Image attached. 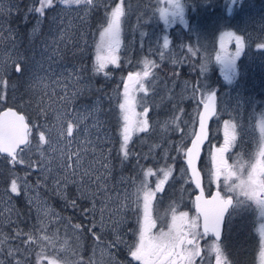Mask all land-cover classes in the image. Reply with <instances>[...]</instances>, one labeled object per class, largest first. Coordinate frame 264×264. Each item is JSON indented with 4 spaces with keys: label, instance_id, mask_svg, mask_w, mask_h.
Instances as JSON below:
<instances>
[{
    "label": "rangeland",
    "instance_id": "374dc122",
    "mask_svg": "<svg viewBox=\"0 0 264 264\" xmlns=\"http://www.w3.org/2000/svg\"><path fill=\"white\" fill-rule=\"evenodd\" d=\"M181 2L183 16L170 13L165 23L160 9L169 7L167 0H53L43 16L30 11L40 0H0V80L6 82L0 108L14 99L31 122L17 162L0 153V264H163L181 253L195 264H218L217 248L227 264H264V49L257 47L264 43V0ZM119 4L118 65L97 72L101 34ZM225 32L244 37L234 63V38L224 40L228 57L216 59ZM131 73L140 79L130 82ZM98 77H115L113 90ZM126 85L133 119L148 121L147 131L133 132L127 158L119 107ZM213 91L217 116L204 146L205 187L234 197L220 241L198 225L185 165L202 101ZM67 123L71 137L64 134ZM219 149V166L229 168L220 173L213 162ZM149 168L154 174L145 177ZM192 236L199 254L197 245L186 246Z\"/></svg>",
    "mask_w": 264,
    "mask_h": 264
},
{
    "label": "snow or ice",
    "instance_id": "6c2138e0",
    "mask_svg": "<svg viewBox=\"0 0 264 264\" xmlns=\"http://www.w3.org/2000/svg\"><path fill=\"white\" fill-rule=\"evenodd\" d=\"M61 3L65 5L70 4H80L82 2H85V0H60ZM87 3L91 4L92 0H86ZM167 3L169 7L160 9V17L165 21V23L168 22L169 14L176 16H183L184 7L182 5L181 0H167ZM53 4V0H40V7L35 9H30V11H35L39 13L41 16L44 14V10L46 7H50ZM124 16V9L122 7V4L117 5L110 14V19L108 22V27L104 30V32L101 34V40L102 44L98 46L97 48V56H96V71L102 72L104 68L108 64H114L118 65L119 56L117 55V52L119 50L120 45V24H121V18ZM225 38H228L229 40L235 39L236 42V50L234 54L231 57V62H235V58L239 57L245 48V41L244 37L241 35H237L235 32H225L221 35V49L222 51L220 53H217L216 59L222 60L228 57L229 53L224 50V40ZM169 38L167 35L163 37V47L168 48L169 46ZM258 48L264 49V43H260L257 45ZM106 50L105 55H101L100 53L102 51ZM189 51H192L191 48H189ZM193 54H195L193 52ZM151 63V61L145 60V68L147 69L148 65ZM19 67H17V71H19ZM206 70V68H205ZM149 71L145 70L143 73V76H148ZM129 81L135 82V80L140 79V74L137 73L135 75V78L132 75H129ZM6 83L2 80H0V84ZM141 90L143 89V85H141ZM216 97L215 91L210 92L207 98V102L205 103V109L212 107V102L214 101ZM2 98V96H0ZM120 109L123 111V119H124V125L121 129V135H122V144H121V151L125 158L128 156L127 151V145L132 137V134L134 131L136 132H143L147 131L148 129V121L146 119L135 121L133 117L136 115L135 113V103H134V97L129 95V86H125L124 91V102L119 105ZM147 113V109H145V115ZM40 114V113H38ZM11 117V120L6 119H0V152L8 153L11 156L12 162L16 161V149L20 148L22 145L24 148H21V151H23L25 148L28 147L29 141H28V134L30 132L28 124L25 122V116L23 115H17L15 112H12L9 110L8 113H5V117ZM79 123V122H78ZM73 133V125L71 123H67L64 125V134L67 137H71ZM39 140L41 142H46L44 133H39ZM77 159H79V156H77ZM19 163H24L23 160H20ZM188 165V161H187ZM102 167L106 168V165H102ZM153 170L149 168L147 172L144 174L145 177H148L150 175H153ZM164 178L168 179V177L171 175V169L164 171L163 173ZM97 179H102V177H97ZM11 191L13 193L18 192V186L15 180L11 183ZM224 214L221 212L217 215L215 221L212 225V230L215 233L216 237L219 238L221 235V225L223 223ZM77 228H79V225H76ZM262 230H264V225H262ZM262 234H264V231H262ZM29 240L32 239L31 236L28 237ZM98 239V237H97ZM217 256L219 257L218 264H227V258L222 255L219 248L216 249ZM262 258H264V251L261 252ZM131 257H133L135 260L139 261L138 253L134 250L131 251Z\"/></svg>",
    "mask_w": 264,
    "mask_h": 264
},
{
    "label": "water",
    "instance_id": "95a60500",
    "mask_svg": "<svg viewBox=\"0 0 264 264\" xmlns=\"http://www.w3.org/2000/svg\"><path fill=\"white\" fill-rule=\"evenodd\" d=\"M130 75L135 77L136 73H131ZM207 98L208 95L206 96L205 100L202 101V108L198 114L197 124L194 133L190 138L188 145L186 146L185 162L191 181L194 183L196 187V191L193 194V202L196 211L200 215V221H201L200 225L202 231L203 232L209 231L215 235V233L212 230L213 222L215 221L217 215L223 212L224 219L221 225V235H222L225 216L229 208L233 204V197L232 196L224 197L218 188H214L211 190L210 193H207L203 185V175L199 166V160L203 150V146L208 141L209 138L210 119L217 110L216 97L212 102V107L205 109V103L207 102ZM9 110L15 112L17 115L25 116V122L30 127V124L27 121L25 113L17 109L15 106L7 105L2 107L0 109V119L11 120L12 118L10 116L5 117V113H8ZM18 149L19 148L16 149V152ZM3 154L9 155L8 153H3ZM187 161H188V165H187Z\"/></svg>",
    "mask_w": 264,
    "mask_h": 264
},
{
    "label": "flooded vegetation",
    "instance_id": "af4514ba",
    "mask_svg": "<svg viewBox=\"0 0 264 264\" xmlns=\"http://www.w3.org/2000/svg\"><path fill=\"white\" fill-rule=\"evenodd\" d=\"M203 152H204V150H203ZM203 152H202V154H201V156H200V160H199V166H200V169H201V171H202V175H203V185H204V188H205V191L207 192V193H210L211 192V190H207L206 189V187H205V174H204V171H203V169H202V162H203ZM218 155H220L221 156V161L222 162H224V156H223V153H222V149H219L218 150V152L214 155V157H213V162H214V164L216 163V166H217V172L218 173H220V171L222 170V167H225V165L224 164H221V166H219V159H218ZM225 169H229L228 168V166H226L225 167ZM189 174V173H188ZM190 176V175H189ZM191 180V179H190ZM192 182V181H191ZM193 183V182H192ZM193 185H194V183H193ZM194 187H195V185H194ZM220 189V188H219ZM221 190V189H220ZM195 191H196V187H195ZM195 191L193 192V194L195 193ZM221 193H222V195L223 196H232V195H224L223 194V192H222V190H221ZM193 194H192V199H193ZM193 208H194V202H193ZM195 209V208H194ZM195 211H196V209H195ZM196 216L198 215V225H200V215H199V213L196 211ZM226 221H227V216H226V218H225V221H224V224H223V233H224V231H225V228H226ZM201 227V226H200ZM198 231V230H197ZM202 231V230H201ZM202 233L205 235V236H208V237H212V238H215L216 240H218V241H220V240H222L223 239V235H222V237L220 238V239H218V238H216L215 236H214V234L213 233H211V232H209V231H207V232H203L202 231ZM197 238L198 237H194V236H192V237H190V238H188L187 240H186V243L188 244V245H186V246H193V245H197V254H199L200 253V247H199V243H200V241L199 242H196L197 241ZM194 242L196 243V244H194ZM183 245H185V244H183V242H181L180 244H179V248H178V250L177 249H175L174 247H173V245H172V247L170 248V253H171V256L173 257V255L175 256V254H174V252L177 250V252H179L180 253V250L182 251V246ZM160 252V250H158L157 251V254ZM179 255L180 254H177V256L179 257ZM177 256H175V258L173 257V259L172 260H165V261H163L162 263L163 264H195V262H196V258H195V260L194 261H190L192 258H191V255L190 254H185V253H181V255H180V257H181V259L178 261V258H177ZM151 256L149 255V258H150ZM163 260V259H162ZM161 260V261H162Z\"/></svg>",
    "mask_w": 264,
    "mask_h": 264
},
{
    "label": "trees",
    "instance_id": "16d2710c",
    "mask_svg": "<svg viewBox=\"0 0 264 264\" xmlns=\"http://www.w3.org/2000/svg\"><path fill=\"white\" fill-rule=\"evenodd\" d=\"M19 16H18V23L20 24V14H18ZM97 82H98V84H105L107 87H108V90H113V86H114V84H115V82H116V79H115V77H113V78H111V79H108V78H106V77H103L102 79L100 78V77H98L97 78ZM123 84H124V82H123ZM92 93H95V90L94 91H92ZM12 98V97H11ZM14 100V99H13ZM13 100H9V102H7V103H5V105L4 106H7V105H11V106H15L17 109H19V110H21V111H23L25 114H26V117H27V119H28V112H27V110L25 109V108H23V107H21V106H19V103H17L16 101H13ZM3 106V107H4ZM111 114V113H110ZM112 115V114H111ZM29 121V120H28ZM30 124H31V122H30ZM30 138H31V136H30ZM29 138V139H30ZM19 196H18V200H19V204H21V203H23V196H22V194L20 195V193L18 194ZM87 236V239H89V235L87 234L86 235Z\"/></svg>",
    "mask_w": 264,
    "mask_h": 264
},
{
    "label": "bare ground",
    "instance_id": "6f19581e",
    "mask_svg": "<svg viewBox=\"0 0 264 264\" xmlns=\"http://www.w3.org/2000/svg\"><path fill=\"white\" fill-rule=\"evenodd\" d=\"M217 116V110L215 111V113L213 114V116L210 119V123H212V121L215 119V117ZM202 154V153H201Z\"/></svg>",
    "mask_w": 264,
    "mask_h": 264
}]
</instances>
